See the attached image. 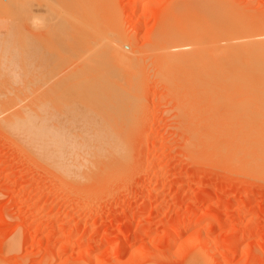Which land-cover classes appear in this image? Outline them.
<instances>
[{
    "label": "rangeland",
    "instance_id": "1",
    "mask_svg": "<svg viewBox=\"0 0 264 264\" xmlns=\"http://www.w3.org/2000/svg\"><path fill=\"white\" fill-rule=\"evenodd\" d=\"M32 1L30 6V1L22 0L24 2L22 5L24 6L20 7L19 11L21 12L18 11V15L15 13L16 16H19L24 11V15L28 13L29 16L35 17L33 21L30 20L31 18L29 19L30 23H28L24 15L23 17L25 19L20 14L22 19H19L18 22L16 17L15 21L12 19L13 17L8 18L11 17V14L6 15L4 12L0 13V42L3 40L0 43V64H2L0 65V67L2 66V69L0 68L2 70L0 82L4 84L6 80H15L16 77L23 81L25 78L22 77L28 76L29 74L30 81L28 84L30 89L32 88L30 93L33 96H30L29 93V95L27 94L23 97L25 103L27 101L29 102L28 104L26 103L28 108L31 106L32 109L34 101L37 103V99H39L38 105H34L33 109L37 106L38 108L36 109L43 107L41 111L46 114L45 121L49 123H47L49 126L52 125L53 127L61 126L65 128L68 125L72 127L74 124L75 126L76 124L80 126L79 123L82 124L84 119H86L84 120L85 123L95 118L93 123L91 121L89 122L90 124H85L87 127L100 131L102 137H100L101 139L99 138V141H104L105 143L102 147L99 142L96 143L97 141L93 140L90 142V144H94H91V148L98 147L95 151L96 153L100 152L97 153L100 156L95 157L96 162L94 161V163L87 166V172H92V174L89 173L88 175L87 172H84L83 177L72 178L66 176L60 170L58 171L52 164L49 165V162L48 164L47 161H43L34 152L32 153L10 129L0 123V264H191V261H193L192 264H196L195 262L198 264V261L200 263L202 261L201 264H264V170L254 165L256 170L252 166V163L249 164L251 162L250 159H241L244 154L237 153V148H235L236 150L234 149L235 151L232 149L230 152L228 149L224 151L219 149L221 146L225 147L227 145H223V143H230L229 139L231 141L232 137L225 132L226 130L224 128L223 131L219 129L225 125L220 120L217 121L214 117L213 111L215 108H212L211 103L214 98L208 95L209 91L200 83L203 79H208L210 76L218 77L221 73L216 75V73H207L206 70L205 72V68L203 67H208L206 65L208 63L206 61L207 59L201 58L202 51L197 49L200 47L197 46L196 48V43L192 46L187 45L189 40L185 37L184 40L187 42L176 40V42L171 41V45L167 42V39L163 40L162 37L157 41L159 35L165 29L171 31L173 27L172 33L180 31H175V23H179V26L176 25L177 27H180L181 23L183 25L185 23L184 27L182 29L180 27V29L181 31L183 30V33L187 30L185 32L186 34L188 30H191V32H202V28L209 27L210 23H219L221 26L222 23L220 22H223L225 25V22L232 17H235L238 23L243 18L245 20L248 17V20H242V23L250 20L251 27H245L246 25H244L245 28L242 32L254 33V29L257 31L264 29V0H108L111 5L109 8H112V12L110 11L112 14L109 12V16H106L108 15L106 13L108 12L106 10L108 8H104L107 7L106 3L108 4V1L96 0L97 6L94 5L96 11V16H93L94 21L91 20L92 16H88L89 14L86 16V18H89L87 21H93L91 24L94 22H101L102 24L103 19H107L105 23L108 26L105 23L102 25L107 26V28L110 26L111 31L115 28L113 30L115 34L114 32L113 34L108 32V35L105 31L107 33L106 37L110 36V34L119 36L120 43L124 44L129 53L132 52L131 55L133 54V57L131 56L133 59L130 57V62L132 60L133 63H131L135 66H131L130 64V68L128 69L133 73L131 76L135 73L137 74L132 77L136 85L133 82L129 84L126 79L119 80L122 81L121 84L129 85L127 86L128 89L123 85L121 86L123 90L125 88V94H123L124 92L120 85L118 91H114L108 88L104 89L103 83L94 85L91 83V80L87 83V78H85L86 81L84 78H80L78 81L77 78L72 77L75 75H71L77 67L67 71L68 74L71 72L69 74L70 77H67L69 79L72 77L70 79L71 81L68 80L67 82L63 76L66 74L65 70L74 65L79 66L80 63L77 65L78 62L76 59L72 60L71 57L74 59L75 56L69 57L67 49H61V47L63 49L65 48L57 39V41L53 40L56 37L53 38L51 35L48 40L47 37L51 33L48 34L44 29L51 22L54 21L53 23H56L53 19L56 18L57 20V17L52 15L54 11L45 10L44 8L47 7L42 6L40 0H35L37 1L35 2L36 4ZM97 1H102V5L106 6L103 7ZM201 1L216 2L219 5L221 3L223 7L227 4L228 6H225V10L228 7L232 11L233 8L236 9L234 13L237 11L236 13L239 14H203V11H205L203 7L205 6L199 5L198 9L197 4H195L197 11L200 13V8H202L201 10L204 9L201 14H196V12L195 14H191L193 11L190 12L187 9L185 12L188 11V13L185 15L183 10L181 14H184V17H181L180 11L178 10H182V6L186 8V4L188 3L187 5H191L190 8L188 7L189 10L192 7L195 10L196 8L193 4ZM179 3L182 6H179ZM212 3L209 4L211 5ZM177 4L180 9H178ZM29 6L32 10L30 13L27 10V7L30 10ZM41 6L44 9L43 11L40 8ZM173 7L174 9L177 7V10H174ZM102 11L106 13H104V17L102 16L103 14L101 15ZM166 12H169V14ZM98 13H100L99 16ZM33 14L34 16H32ZM36 14L39 15V18ZM77 15L73 17L76 18ZM42 16L45 18L44 20H42ZM100 16L103 18L101 19L102 21H99ZM109 17L113 19L111 20ZM69 18H72V16H69ZM222 18L225 19L222 20ZM45 20L50 21L49 24ZM16 21L17 23L13 24ZM234 21V19L229 20L226 24L237 23ZM12 24L17 25V28L13 29L15 33L13 30L11 31ZM30 24H32V27ZM66 24L72 27L73 30L74 25ZM239 24L241 25V23ZM96 26L97 24L94 26V30L96 29L98 32L99 29L102 31L105 28L104 26H102L103 28H95ZM42 27L47 34L45 39L48 41H45V39L42 41H45L47 46L49 44L47 49L48 55L51 51H49V47L54 45H50V43L54 41L55 45L57 43L55 50L59 51L61 49L63 52L60 51V53L62 52L61 54L64 53L66 56L68 55L67 57L71 58V62H67L68 65L65 64L66 66L64 67V64L58 60L59 56L62 55H59L60 53L57 52L59 56L56 54V57H54L57 59L55 61L51 59L57 65V69H55L56 65L51 60L49 61L50 57L48 56H46L48 58H46L47 61L45 60L47 64L43 63L46 54L42 55L41 52L46 49L41 50V52L36 51L38 47L41 48V45H43L40 40L41 45L36 47L35 51L40 52L44 56L43 60H37L40 59V54H37L35 51H33L34 53L32 55L35 56H33L36 59L35 61H40L46 66L41 64L43 65L42 68L38 67V69L36 68L38 66L36 64L35 66H30L27 65L28 63H24L26 67L23 64L22 67L27 68L25 73V69L22 70L20 66L22 62L17 64L20 61L17 58H20L22 55L21 59L23 60L25 55L28 56L29 53H25V50L28 51L33 45L32 43L36 42L40 44L34 38L37 34H41V37L45 35L41 29ZM91 29L93 30V27ZM16 31H18L17 35ZM21 31L24 32L21 34ZM164 33L167 34V32ZM14 34L16 37L20 35L18 40L21 39L22 41L19 42H22V44L26 42L27 36L29 38L34 37V40L30 38L31 44L28 43L30 40H27L29 44L27 45H31L30 48L28 49L27 45V48H25L23 46L25 43L23 45L18 43L17 38H14ZM165 34L163 35L166 36ZM10 35L13 38H9ZM4 36L8 37L6 38ZM106 37L103 36L105 38L103 44L107 40ZM37 38H39L38 35ZM50 38H53L51 39L52 41ZM10 40L15 41L14 43L18 47L12 45V41ZM9 41L10 44L8 43ZM155 41H166L168 43H158L159 45L161 44L163 51L166 49L169 51L172 48L174 50H171L172 52L180 54L182 50L186 51L189 49L188 53L190 54L187 52L184 53L183 51V54L176 56L175 61V54L169 51L167 52L169 53L167 56L165 52L166 55L164 56L172 58L168 60L167 57L163 58V56H159L161 54L157 51L160 48H156L159 45ZM165 44L169 45L170 48H167ZM173 44H180L182 46L178 47L177 45V47H173ZM10 45L13 51H10L12 49ZM46 47L44 45L43 48ZM16 48L19 49L14 52ZM22 48H25L23 49L24 56V53L20 55ZM190 48L192 49L191 51ZM53 49L52 51L54 53ZM176 49L178 51H175ZM64 51H67L66 53L68 54H65ZM179 51L180 53H177ZM17 52L19 56L16 54ZM5 54L7 55L5 56ZM14 54L18 57L16 58ZM155 54H159L158 57ZM170 54H172V57ZM30 56L24 60L26 62L31 61L32 64L35 61L32 62L33 58L31 60ZM63 57H60V60ZM27 58L30 60L27 61ZM58 61L59 64L56 63ZM238 61L239 59L229 60L225 65L234 68L233 66H236L237 63L240 64ZM11 64H14L15 68ZM60 65H63V67L61 68ZM7 67L8 69H6ZM28 67L32 69V72ZM41 69L42 71H40ZM43 69L44 73L41 74L45 75H41L40 77V72H43ZM7 70L11 73H8ZM5 71L6 73H4ZM21 71L24 73H21ZM63 71L65 74L62 75ZM61 76L63 77L62 79H60ZM131 76L128 78H131ZM221 76L225 75L222 74ZM43 79L48 80L44 81ZM63 80L66 83H71V85L66 84ZM128 80L132 81L131 79ZM172 80L178 81L177 84ZM37 81L38 84L40 83L39 85ZM123 81H126V83H123ZM136 81L138 82L136 83ZM7 82L5 83L6 85H8ZM59 82L61 83L59 84ZM82 83L85 84L82 85ZM21 84L23 86L22 82L18 85ZM55 84H58L59 87L55 86ZM132 84H134V87L131 86ZM81 85L82 87H80ZM17 87L15 86V89ZM41 88L44 90L47 89L46 92L44 91V93ZM76 89L81 90L78 91V95ZM15 91L19 92L20 87L19 90H14L13 92ZM48 91H50L49 94ZM2 92L6 97L9 96L11 98L13 96L9 90L8 92ZM18 92H15L16 100H20V98H17ZM90 92L91 94L93 93L92 96ZM7 93L9 94L7 95ZM64 93H66V96ZM43 94H48L47 101H45L46 95L44 99ZM53 95L55 100L52 99ZM28 97H31V99L29 98L32 101L31 104L30 100H27ZM32 97H36L37 99L35 98L34 100ZM59 98L62 102H57L60 100ZM15 99L12 98L11 100L13 101ZM40 99H44V102L41 104ZM128 99L129 103L127 102V106L126 101ZM45 102L48 103L44 104ZM68 105L73 108H69ZM4 106L2 105L3 108H7ZM117 106L119 107L117 108ZM2 107L0 106V108ZM45 107L46 109L43 110ZM83 107L88 112H84ZM49 108L50 110H48ZM94 108L100 113L98 116H96L98 112L94 111ZM61 109L65 111L62 112ZM79 110L81 111L79 112ZM81 113L83 114L81 115ZM101 113L103 115L106 114V116L103 117ZM212 114L213 116H211ZM75 117H80V119L78 118L79 121L75 120V122L73 120ZM98 119H101V121H98ZM65 122L67 123L65 124ZM109 122L110 124H108ZM85 124L82 126H85ZM105 124L106 126H103ZM218 129L219 132H217ZM203 130L206 131L203 132ZM221 131L222 133H220ZM208 134L211 135L210 138L212 137V140L213 137L217 136L216 143L221 142L222 145L219 144L218 146L215 141H208ZM105 137L107 138L105 139ZM190 138L192 141L189 140ZM111 139L116 141V143L113 141L112 146L109 147L107 144L112 141ZM122 147L124 150H122ZM101 149L106 151V154ZM108 157L110 159L112 158L113 161ZM116 157H120V159L117 158L116 160ZM97 158L98 160L100 159L101 163L103 162L102 165L97 161ZM106 158L109 163L105 161ZM113 162L116 164L114 165ZM105 164L110 166L104 167ZM111 165H117L118 167L116 166L114 168ZM90 166L96 168L91 170ZM97 168H99L98 171L94 172ZM259 174L263 177L261 175L259 176ZM195 259L198 261H195Z\"/></svg>",
    "mask_w": 264,
    "mask_h": 264
},
{
    "label": "bare ground",
    "instance_id": "2",
    "mask_svg": "<svg viewBox=\"0 0 264 264\" xmlns=\"http://www.w3.org/2000/svg\"><path fill=\"white\" fill-rule=\"evenodd\" d=\"M23 1H25V0H23ZM27 1H30V6H31V1L32 0H27ZM41 1V5L43 6H45V7H47V8H44L45 10H50V11H54V13L52 14L53 16H56L57 17V20H56V18L55 19H53V20H55V22L56 23H53V22H51L50 24H49V22L50 21H47V20H45V22L47 21L48 22V24L49 25H46L45 26V31H47V33L49 34V33H51L47 38H48V40H49V37H51V35H52V37L53 38H55V39H53V38H50V40L51 39H53L54 41L57 39L58 40V42L59 43H61L63 46H64V48L65 49H63L62 47H61V49L62 50H68V53H69V57H71V56H75V58L73 59V57H71L72 58V60H75L76 59V61L78 62L77 63V65L79 64V66H72V67H68L69 69H67V70H65L66 72V74L64 73V71H63V73H62V75L63 74H65V75H63L64 76V79L65 80H67V82H68V80L69 81H71L70 79L73 77V78H77V80L79 81L80 80V78L82 79V78H87L88 80L86 81V79H85V81L88 83V81L89 80H91V83H93L94 85H97L98 83H103L104 84V89L105 88H108V89H112V90H114V91H118V89H119V85H120V87L123 85V84H121V82L122 81H119V80H124V79H126L128 82H129V84H130V82L132 83L133 82V76L136 74H134V75H132L131 76V74H133V73H131L132 71L131 70H129L128 68H130V64H131V66H135V65H132V63H133V61L131 60V62H130V57L133 55H131V53H129L128 52V50H126L127 48H125V46H124V44H121L120 43V39H119V36H116V35H112L113 34V30L115 29V28H113L112 29V31H111V29H110V26H109V28H107V24L105 23V20H107V19H103L101 16H100V20L99 21H102L101 19H103L104 21H102V24L103 23H105V25H107V26H104V25H102L101 24V22H99V23H95V25L97 24V26L95 27V28H100V27H102V26H104L105 28L104 29H106V30H104V29H102V31H100L101 29H99V32L98 31H96V29L94 30V23L93 24H91L93 21H94V17L96 16V11H95V7H94V5H96V0H40ZM88 1V2H87ZM93 1H94V3H93ZM108 1V0H107ZM110 1V0H109ZM109 1H108V4L106 3V5H107V7H104V6H106V5H102V1H97V3L99 2V3H101V5L106 9V8H108V9H110V10H108V9H106L108 12H106L107 14L111 11V7L109 8V6H111L110 4H109ZM33 3H35V2H37V1H35V0H33L32 1ZM207 2V3H206ZM24 2H22V0H0V13L1 12H4V14H8V15H10L11 17H8V18H12V19H14V21H15V17H16V20H18V22H19V19H22L21 17H20V14H19V16H16V15H18L17 14V12L19 11V9H20V7H22V6H24V5H22ZM184 3V2H183ZM204 3V4H203ZM206 3V4H205ZM209 3H212V2H210V1H201V2H197V3H191V4H193L194 5V7L196 8V6H198L197 8L199 9V5H202V6H205V7H203L204 9H205V11H203V10H201L202 8H200V11H201V13H202V11H203V14H236V15H238L236 12L234 13V10H236V9H233L232 8V11L231 10H229L228 9V7H227V10H225L226 9V7L225 6H228L227 4L225 5V4H223V5H225L224 7L222 6V4L220 3V5H219V3H216V2H213L212 4H213V6H212V4L210 5ZM214 3H216L215 5H214ZM27 4H29V3H27ZM26 4V5H27ZM36 4V3H35ZM34 4V5H35ZM180 4V3H179ZM188 4V3H187ZM186 4V8H183V6L180 4L179 6H182V10H178V11H180L179 13H180V15H181V17L184 15V14H181L182 12H183V10H184V13H185V15L188 13V11H193V12H191V14H195V12H196V14L198 13V14H201L199 11H197V8L195 9V10H193V7L189 10V8L191 7V5L189 6V5H187ZM195 4H197L196 6H195ZM208 4V5H207ZM33 5V4H32ZM99 5V4H98ZM100 5V6H101ZM29 6V7H30ZM42 6L40 7L41 8V10L43 11L44 9H42ZM97 6V5H96ZM177 6H178V4H177ZM178 6V9H180V7ZM185 6V5H184ZM99 7V6H98ZM189 7V8H188ZM201 7V6H200ZM240 7V6H239ZM242 7V6H241ZM244 7V6H243ZM24 8H26V7H24ZM101 8V7H100ZM177 8V7H176ZM174 9V7H173V9L174 10H177V9ZM225 8V9H224ZM230 8V7H229ZM238 8V7H237ZM72 9V10H71ZM188 9V11L187 12H185V10H187ZM231 9V8H230ZM22 10V9H21ZM27 10L29 11V13H30V11H32L31 10V7H30V10H29V8L27 7ZM40 10V9H39ZM74 10V11H73ZM105 10V11H106ZM23 11V10H22ZM34 11V10H33ZM105 11H104V13H105ZM172 11V10H171ZM171 11H169V12H171ZM177 11V12H178ZM229 11V12H228ZM243 11V10H242ZM19 12H21V11H19ZM18 12V13H19ZM35 12V11H34ZM38 12V11H37ZM101 12V11H100ZM112 12V11H111ZM110 12V13H111ZM169 12L167 13V14H169ZM239 12V11H238ZM15 13H16V15H15ZM32 13V12H31ZM95 13V14H94ZM104 13H103V11H102V13H101V15L104 17ZM105 13V14H106ZM172 13V12H171ZM175 13V12H174ZM173 13V14H174ZM242 13H244V12H242ZM14 14V15H13ZM35 14V13H34ZM34 14L32 15V16H34ZM39 14V13H38ZM43 14V13H42ZM49 14V13H48ZM51 14V13H50ZM55 14V15H54ZM57 14V15H56ZM65 14H67V15H65ZM72 14H74V15H72ZM78 14V15H77ZM79 14H81V15H79ZM89 14V15H88ZM93 14V15H92ZM99 14L100 13H98V16H99ZM112 14V13H111ZM164 14V13H163ZM190 14V13H189ZM23 15H24V11H23V13L21 14V16L23 17ZM37 15V14H36ZM35 15V16H36ZM46 15V14H45ZM72 16V18H69V16ZM77 15V17L76 18H74L73 16H76ZM89 16V17H91V20H93L92 22H91V20L90 21H87V19H89V18H86V16ZM176 15V14H175ZM179 15V16H180ZM26 16V19H27V21H28V23H30V21H29V19L30 20H32L33 21V19L35 18H33V17H31V16H29L28 15V13L27 14H25L24 15V17ZM38 16V18H39V15H37ZM44 16V15H43ZM43 16H42V18H43ZM80 17V19H78L79 17ZM94 16V17H93ZM106 16H109V14L108 15H106ZM17 17H19L18 19H17ZM23 17V19H25ZM44 17H46V16H44ZM51 17V16H50ZM184 17V16H183ZM187 17V16H186ZM185 17V18H186ZM238 17V16H237ZM46 18H49V17H46ZM76 19V20H79V21H76V20H74V19ZM110 18V17H109ZM168 18V17H167ZM233 18V17H232ZM232 18H230L229 20H235L234 22H237V23H232V24H230L231 23V21H230V23L229 24H226L228 21H226L225 22V25H224V23L223 22H220V23H222V25L220 26V24L219 23H210L209 24V27H206V28H202L203 30H202V32L201 31H196V32H191V30H188V32L185 34V32L187 31V30H185V28H184V30H185V32L183 33L182 31H181V29H182V27H184V25H185V23H184V25H183V23H181L180 24V27H181V29H180V27H177L176 25H178L179 26V23H175V27H176V29H175V31H177V30H180V31H177V32H174V33H172L171 31H172V29H173V27H172V29H171V31L170 30H164L163 31V33H161L162 35L163 34H165L164 32H167V34H165L166 36H168V37H166V36H162L161 34L159 35V37H158V39H157V41L158 40H160V37H162V39L164 40V39H167V42L171 45V41H175L176 42V40H178V41H185L184 40V37L187 39V40H189L188 42L187 41H185V42H187V45H190V46H192V45H194V43H196L197 45H196V48H197V46L198 47H200V48H197V49H199L200 51H202L201 52V58H206L207 60L206 61H208V63L206 64V65H208V67H203V68H205L204 69V71L206 70L207 71V73H210V74H214V73H216V75L218 74V73H221V75L222 74H224L225 76H221V75H219L218 77H216V76H214V77H212V76H210V77H208V79H203L202 80V82H200V83H202V85H203V87L204 88H206V90H208L209 92V96H211V97H213L214 99H212L213 101H211V103H212V108L214 109L215 108V110L213 111L214 112V117L217 119V121L218 120H220L221 122H223V124L225 125H223L224 127H222V128H219V129H221L222 131H223V128L226 130L225 132H227V134L230 136V137H232V140L230 141V139H229V142L230 143H223V145H225V144H227L225 147H223V146H221L219 149L220 150H225V149H228V151L230 152L232 149L234 150L235 148H237V153H241V154H244L243 155V157H241V159H245V158H247V159H250V163L249 164H253L252 166H256V167H259V168H262L263 170H264V29H260V30H256V29H254L255 30V32L254 33H243L242 31H243V29L245 28V27H247V26H250V24L251 23H249L250 22V20L249 21H246V22H243L242 23V20H244V18L242 19V20H240V22L239 23H241V25L238 23V21H237V19L234 17L233 19ZM250 18V17H249ZM45 18H43L42 20H44ZM51 19V20H52ZM85 19V20H84ZM111 19V18H110ZM113 19V18H112ZM111 19V20H112ZM187 19V18H186ZM225 18H222V20H224ZM248 20V17L247 18H245V20ZM7 20V19H6ZM41 20V19H40ZM42 20H41V22H42ZM50 20V19H49ZM221 20V21H222ZM244 20V21H245ZM21 21H23V20H21ZM25 21V20H24ZM26 21V22H27ZM36 21V20H35ZM220 21V20H219ZM218 21V22H219ZM25 22V23H26ZM112 22H114V21H112ZM112 22H111V24H112ZM233 22V21H232ZM251 22H252V20H251ZM12 23V22H11ZM17 23V21L16 22H13V24H16ZM21 23V22H20ZM66 23H68V24H70L71 26L72 25H74L73 26V30H72V27H70L69 25H67ZM91 25H93V26H91ZM110 23V22H109ZM249 23V24H248ZM11 25V31L13 30V29H15V28H17L15 25ZM19 24V23H18ZM34 24H36V23H34ZM39 24H40V21H39ZM31 25V27H32V24H30ZM41 25V24H40ZM75 25H77V26H75ZM88 25H90L91 26V28L93 27V30L91 29V28H89L90 26H88ZM101 25V26H100ZM227 25V26H226ZM229 25V26H228ZM244 25H246L245 27H244ZM264 25V24H263ZM12 26H15V27H12ZM29 26V25H28ZM67 26H69L70 27V29H69V27H67ZM111 26H113V25H111ZM116 27V26H115ZM121 27V26H120ZM241 27H242V29H241ZM251 27V26H250ZM103 28V27H102ZM253 28V27H252ZM18 29H19V27H18ZM42 29V31H44L43 30V27L41 28ZM110 29V30H109ZM216 29H218V30H216ZM17 30V29H16ZM34 30V29H33ZM104 30V31H103ZM20 31V30H19ZM25 31V30H24ZM23 31V32H24ZM44 31V33L43 34H45L44 36H40L39 34H37L38 36H39V38H37V35L35 36V38L34 37H30L31 39H36L35 41H38V43H40V40H41V42L43 43V45H41V43L40 44H37L36 42L35 43H32L33 45L31 46V48H32V51H31V48H30V46H28L29 44H31V39L29 38V36H27L26 37V42H24L23 44H22V42L20 43L19 41H22L21 39L20 40H18L19 39V36L20 35H18V37H16V35H17V33H18V31H16V35L14 36V38L16 37L17 38V42L18 43H20V44H22L23 46H25V48H27L26 47V45L28 46V49L31 51H26L25 50V53H29V55H31L30 57V59L32 60V58H33V56L34 55H32L34 52L33 51H35L36 50V47H38L39 45H41V48H37V50L36 51H40L41 52V50H44V49H46V50H44V51H42L41 53H42V55H45V58H44V62L43 63H45L47 60H46V56H48V57H50L49 58V61L52 59V60H56L54 57H56V54H57V56H59V55H62V56H59V61L61 62V63H63L64 64V67L66 66V65H68V63L67 62H71V58H69V57H67L66 55H64V53L63 54H61L63 51L61 50V49H59V51L58 50H55V46L57 45V43H56V45H55V42L53 43V42H48V43H50V45L51 44H54L53 46H50L51 47V49H50V47H49V51H50V56L48 55V46H49V44H48V46L46 45L47 43L45 42V41H48L47 39H45V37L47 36V34H46V32ZM96 31V32H95ZM108 33H112V34H110V36H108L109 35V33H108V37H106V32ZM13 32L15 33V31L13 30ZM12 32V33H13ZM22 31H21V34L23 33ZM101 32V33H100ZM103 32V33H102ZM104 32H105V34H104ZM116 32H117V30H116ZM171 32V33H170ZM253 32V31H252ZM2 34H3V32H1ZM170 33V34H169ZM199 33V34H198ZM201 33V34H200ZM203 33V34H202ZM30 34V33H29ZM28 34V35H29ZM42 34V35H43ZM103 35L104 37H106V42L103 44V41L105 40V38H103V36H101V35ZM114 34H115V32H114ZM117 34H118V32H117ZM169 34V35H168ZM197 34V35H196ZM1 35V34H0ZM4 35V34H3ZM7 35V34H6ZM26 35V34H25ZM120 35V34H119ZM194 35H196L195 37H194ZM22 36H24V35H22ZM3 37V36H2ZM4 37H6V36H4ZM8 37V36H7ZM6 37V38H7ZM12 36L10 35L9 36V38H11ZM110 37V38H109ZM164 37V38H163ZM166 37V38H165ZM13 38V37H12ZM20 38H22V37H20ZM25 38V37H24ZM24 38H23V40H24ZM121 38V37H120ZM3 39H5V38H3ZM30 41H29V40ZM33 39V40H34ZM43 39H45V41L43 42L42 40ZM5 40H7V39H5ZM13 40V39H12ZM12 40H10V41H12ZM27 40L29 41L28 43H27ZM32 40V42H34ZM56 40V41H57ZM122 40H124V39H122ZM10 41L8 42L9 44H10ZM52 41V40H51ZM125 41V40H124ZM157 41H155L156 42V44H158V43H163L164 44V42H166V41H164V42H162V41H160V42H157ZM170 41V42H169ZM182 41V42H183ZM2 42H3V40H2ZM2 42H0V43H2ZM13 42V41H12ZM11 42V44L12 45H16L17 47H18V45L16 44V43H12ZM123 42V41H122ZM166 42V43H167ZM5 43H7V42H5ZM45 43V44H44ZM124 43V42H123ZM167 43V44H168ZM189 43V44H188ZM19 44V45H20ZM34 44H36V45H34ZM162 44V45H163ZM181 44V43H180ZM180 44H177L178 45V47L179 46H182V45H180ZM183 44V43H182ZM3 45V44H2ZM7 45V44H6ZM44 45H45V47L46 48H43L44 47ZM159 45V44H158ZM166 45V44H165ZM174 45V46H173ZM172 46L173 47H177V45L176 44H173ZM186 45V46H187ZM21 46V45H20ZM22 46V47H23ZM167 46V48H170V46L169 45H166ZM169 46V47H168ZM183 46H185V45H183ZM3 47H4V45H3ZM10 47H11V45H10ZM10 47H8V48H10ZM34 47V48H33ZM164 47V46H163ZM12 48V47H11ZM19 48H21V47H19ZM18 48V49H19ZM25 48H22V53H20V55L21 54H23L24 53V50L23 49H25ZM43 48V49H42ZM52 48H54L53 50H54V53H53V51H52ZM156 48H160V49H158V53H160L161 55H159V56H163V58L165 57H167L168 56V54L169 53H167V52H169V51H171V50H173L172 48L169 50V51H167V49L165 50V51H163V48H162V46H161V44L159 45V46H157ZM162 48V49H161ZM166 48V47H165ZM164 48V49H165ZM17 48L16 49H14V52H16L15 50H18ZM175 49V48H174ZM185 49V48H184ZM8 50V49H7ZM13 51V48L12 49H10V51ZM159 50H160V52H159ZM178 50H179V48H178ZM177 49L175 50V51H178ZM181 50V49H180ZM192 49L190 48V51H191ZM9 51V50H8ZM35 51V52H36ZM60 51H62L61 53H60ZM129 51H130V49H129ZM163 51V52H162ZM174 51V50H173ZM183 51L184 50H182V53H180V51L179 52H177V53H180V54H183ZM188 51H189V49L188 50H186V51H184V53H188ZM13 52V53H14ZM18 52H20V51H18ZM16 53L18 56H19V53ZM40 52H36L37 54H40ZM44 52V53H43ZM46 52V53H45ZM56 52V53H55ZM57 52H59V53H57ZM65 52V54H68V53H66L67 51H64ZM167 53V56H164V55H166V53ZM4 53V52H3ZM11 53V52H10ZM25 53L23 54V56L25 55ZM31 53V54H30ZM165 53V54H164ZM170 53H172V54H175L176 52H170ZM37 54H36V56H37ZM52 54H53V56H52ZM59 54V55H58ZM172 54H170L171 55V57H172ZM180 54H175V61H176V56L178 55H180ZM188 54H190V53H188ZM7 54H5V56H6ZM9 55V54H8ZM28 55V54H27ZM29 55L28 56H24V59L26 58V57H29ZM41 54H40V59H37V60H43V57L44 56H42ZM55 55V56H54ZM63 55H64V57H63ZM156 55V57H158V55L157 54H155ZM169 55V56H170ZM202 55H204V57H202ZM14 56H15V54H14ZM17 56V57H18ZM22 56V55H21ZM21 56H20V58L18 57H16L18 60H20V61H18L17 62V64H19L20 62H22V63H20L21 65V68H22V70L23 69H25L24 70V72L26 73V71H27V68H23L22 67V64L24 65V63H28L27 65H30V66H32V65H34L35 66V64L36 65H38L36 68H38V67H40V68H42V66L44 65V66H46L45 64H47V63H45V64H43V63H41L40 61H35L36 59L35 58H33V60H32V62L33 61H35V62H33L32 64H31V61L30 62H26L24 59V61L21 59ZM41 56H42V58H41ZM174 56V55H173ZM4 57V56H3ZM15 57H13L14 59H16ZM35 57V56H34ZM60 57L62 58L63 57V59H61L60 60ZM67 57V58H66ZM133 57V56H132ZM131 57V59H133ZM65 58H66V60H65ZM69 58V60H67ZM168 58V60H170V59H172V58H170V57H167ZM170 58V59H169ZM5 59H6V57H5ZM16 59V60H17ZM30 59H28L27 58V61L28 60H30ZM48 59V58H47ZM233 59H236V60H238L239 59V63L240 64H238L237 63V65L236 66H233L234 68H230V66H228V65H225L227 62H229V60H233ZM22 60V61H21ZM46 60V61H45ZM51 60V61H52ZM203 60V59H202ZM240 60H241V62H240ZM48 61V62H49ZM54 61H52L53 63H54ZM59 61L58 62H56V63H58L59 64ZM65 61V62H64ZM204 61V60H203ZM38 62H40V63H38ZM136 62V61H135ZM30 63V64H29ZM53 63H51L52 65H53ZM10 64V63H9ZM14 64H15V62H14ZM14 64H11V65H13V67H14ZM40 64V65H39ZM41 64H43V65H41ZM49 64V63H48ZM55 64V63H54ZM66 64V65H65ZM203 64V63H202ZM0 65H2V64H0ZM56 65V64H55ZM6 66H7V62H6ZM19 66V65H18ZM25 66V65H24ZM29 66V67H30ZM48 66V65H47ZM61 66V68L63 67V65H60ZM2 67V66H1ZM0 67V68H1ZM5 67V66H4ZM26 67V66H25ZM28 67V69L31 71L32 69H30ZM52 67V66H51ZM74 67H77V68H75L74 69ZM15 68V67H14ZM45 68V67H44ZM47 68V67H46ZM53 68V67H52ZM55 68V67H54ZM58 67H57V65H56V68L55 69H57ZM132 68V67H131ZM136 68V67H135ZM2 69V68H1ZM0 69V74H1V70ZM6 69H8V67L6 68ZM34 69V68H33ZM39 69V68H38ZM50 69V68H49ZM60 69V68H59ZM70 69H74V72H69V74L71 73V75H75V76H72L70 79L68 78V77H70V75L67 73V71L68 70H70ZM5 70V69H4ZM46 70V69H45ZM61 70V69H60ZM8 71V70H7ZM16 71V70H15ZM35 71H36V69H35ZM40 71H42V69L40 70ZM54 71H56V70H54ZM135 71V70H134ZM205 71V72H206ZM23 71H21V73H22ZM23 72V73H24ZM32 72V71H31ZM39 72V71H38ZM46 72H48L47 70H46ZM53 72V71H52ZM51 72V73H52ZM4 73H6V71L4 72ZM8 73H11V72H9L8 71ZM30 73V72H29ZM35 73V72H34ZM41 73H44V69H43V72H40V77H41ZM55 73H57V72H55ZM18 74V73H17ZM20 74V73H19ZM53 74V73H52ZM228 74V75H227ZM25 75V74H24ZM27 75V74H26ZM32 75V74H31ZM35 75V74H34ZM45 75V74H44ZM44 75H42V76H44ZM60 75H61V73H60ZM137 75V74H136ZM135 75V76H136ZM4 76H5V74H4ZM7 76V75H6ZM9 76V75H8ZM67 77V79H66V77ZM129 76H131V78H128ZM10 77H12V76H10ZM27 77H29L28 79H26ZM47 77V76H46ZM53 77V76H52ZM55 77H56V75H55ZM55 77H54V79H55ZM127 77V78H126ZM207 77V76H206ZM205 77V78H206ZM22 78H25V79H23V81H21V80H19L17 77H16V79L15 80H6V81H8L7 83H8V85H6L5 83H6V81H5V83L4 84H2V82H0L1 83V85H0V93L2 92V91H5V92H8V90L11 92V94L13 95H11L12 97L10 98L9 96L8 97H6V95H3L2 93L0 94V106L2 107V105L4 106H6L7 108H0L1 110H0V123L4 126V127H6V128H8V129H10V131H12L13 132V134H15V136H17L19 139H20V141L25 145V147H27V148H29L30 149V151H32V153L34 152V154H36L37 156H39L43 161L45 160V162L47 161V163L49 164V165H53V166H55L56 168H57V170L59 171H61L62 173H64L66 176H70V177H75V178H79V177H83V175H84V172H87L88 171V165L90 164H92V163H94V161H95V157L97 156V157H99L98 155H97V153H100V152H97L96 153V149H98V147L97 148H91V144H90V142L91 141H97L96 143H100V145H102V147L104 146V141H99V138L100 137H102L101 136V133H100V131H98L97 129H92L91 127H87L86 126V124L87 123H89V122H91V123H93V120L95 121V118L93 119V117L91 118V116H90V118L91 119H93V120H91V121H87V122H85L84 123V120H86V119H84L83 120V122H82V124L81 123H79L80 124V126H78L77 124H76V126H75V124H74V126H72L73 125V123H72V127H70L69 125V128H68V126L67 127H61V126H49L47 123H46V121H45V115L46 114H44L43 113V111H41L42 110V108L43 107H41V108H39V109H36V108H38V106L35 108V109H33V106L34 105H38L37 103L39 102V99H37L36 97V99L38 100L37 101V103H36V101H34V103H33V105H32V109H31V106H29V108L27 107V104L29 103L28 101L25 103L24 101H25V99L23 98L25 95H29V93H30V91H31V89H30V87H29V81H30V76H29V74H28V76H24V77H22ZM36 78V77H35ZM49 78H50V75H49ZM63 77L61 76L60 77V79H62ZM5 79H7V78H5ZM18 79V80H17ZM33 79V78H32ZM51 79V78H50ZM53 79V80H54ZM59 79V80H60ZM128 79H131L132 81H129ZM4 80V79H3ZM40 80V79H39ZM41 80H42V78H41ZM44 80V79H43ZM48 79H45L44 81H47ZM53 80H51V81H53ZM76 80V79H75ZM135 80H136V78H135ZM1 81H2V79H1ZM18 81H19V83H23V86H22V84L21 85H18L19 83H18ZM34 81V80H33ZM50 81V82H51ZM62 81V80H61ZM64 81V80H63ZM73 81V80H72ZM77 81V82H78ZM84 81V80H83ZM84 81V82H85ZM118 81H119V83H118ZM172 81H175V80H172ZM172 81H170V82H172ZM181 81V80H180ZM179 81V82H180ZM54 82V81H53ZM65 82V81H64ZM76 82V81H75ZM127 82V83H128ZM138 81H136V83H137ZM169 82V83H170ZM176 82V84H177V82L178 81H175ZM48 83V82H47ZM46 83V84H47ZM61 82H59V84H60ZM66 83V82H65ZM123 83H126V81L124 82L123 81ZM134 84H135V82H133ZM195 83V82H194ZM30 84H31V82H30ZM37 84H38V81H37ZM40 84V83H39ZM38 84V85H39ZM48 84H50V83H48ZM47 84V85H48ZM66 84H69V85H71V83H66ZM83 84H85V83H82V85ZM134 84H132L131 86L132 87H134L133 85ZM182 84H184V83H182ZM3 85V86H2ZM4 85H6L5 87H4ZM33 85V84H32ZM35 85H36V83H35ZM62 85V84H61ZM68 85V86H69ZM82 85L80 86V87H82ZM92 85V84H91ZM99 85V84H98ZM136 85V84H135ZM8 86V87H7ZM15 86H18L16 89H15ZM51 86H52V83H51ZM55 86H58L59 87V85L58 84H55ZM64 86V85H63ZM78 86V85H77ZM86 86V85H85ZM84 86V87H85ZM103 86V85H102ZM124 87H127V86H129V85H123ZM182 86H184V85H182ZM14 87V88H13ZM19 87H20V91L18 92V91H15V92H18L19 94H17V98H20V100L18 99V100H16L15 98H16V96H15V92H13L14 90H19ZM71 87V86H70ZM72 87H74V86H72ZM80 87H79V89H80ZM89 87V86H88ZM92 87H93V85H92ZM91 87V88H92ZM131 87V88H132ZM177 87H178V85H177ZM199 87V86H198ZM35 89H36V87H34ZM46 88H48L47 86H46ZM45 88V89H46ZM95 88H96V86H95ZM103 88V87H102ZM122 88V87H121ZM130 88V89H131ZM8 89V90H7ZM12 89H14V90H12ZM42 89V88H41ZM53 89H55V88H53ZM77 90V95H78V91H81V90ZM107 89V90H108ZM126 89H128V87L126 88ZM196 89V88H195ZM12 90V91H11ZM38 90V89H37ZM47 90V89H46ZM46 90H44V89H42V91L44 92H46ZM60 90V89H59ZM64 90V89H63ZM85 90V89H84ZM92 90V89H91ZM122 90H123V88H122ZM205 90V89H204ZM33 91V90H32ZM39 91V90H38ZM56 91V90H55ZM75 91V90H74ZM88 91V90H87ZM94 91V90H93ZM103 92H104V90H102ZM125 91V88H124V90H123V92ZM4 92V93H5ZM33 92H35V91H33ZM40 92H41V90H40ZM44 92V93H45ZM49 92L50 91H48V94H49ZM84 92V91H83ZM126 92H127V90H126ZM134 92V91H133ZM135 92H136V90H135ZM180 92H183V91H180ZM42 93V92H41ZM60 93V92H59ZM85 93H87V92H85ZM120 93H122V92H120ZM198 93V92H197ZM9 93H7V95H8ZM32 93H30V96H33V95H31ZM47 94V95H48ZM57 94V93H56ZM60 94H62V93H60ZM66 93H64V95H65ZM83 94V93H82ZM81 94V95H82ZM90 94H91V92H90ZM93 94V93H92ZM92 94H91V96H92ZM98 94V93H97ZM113 94H115V93H113ZM123 94H125V92L123 93ZM122 94V95H123ZM130 94V93H129ZM131 94H132V90H131ZM5 97H3V96ZM41 95V94H40ZM46 94H43L42 96L44 97ZM46 95V100L45 101H47L48 99V96ZM95 95H96V93H95ZM107 95V94H106ZM195 95V94H194ZM2 96V97H1ZM15 96V97H14ZM66 96V95H65ZM89 96V95H88ZM94 96V95H93ZM97 96V95H96ZM120 96V95H119ZM118 96V97H119ZM43 97H38V98H43ZM58 97V96H57ZM83 97V96H82ZM84 97H86V95H84ZM129 97V96H128ZM127 97V98H128ZM134 97V96H133ZM199 97V96H198ZM204 97V96H203ZM12 98H14L15 100H11ZM21 98H22V100H21ZM31 99V97H28L27 98V100H30ZM33 98V97H32ZM35 98H33L34 100H35ZM62 98V97H61ZM69 98V97H68ZM90 98V97H89ZM95 98V97H94ZM99 98V97H98ZM101 98V97H100ZM103 98H107V97H103ZM102 98V99H103ZM114 98V97H113ZM112 98V99H113ZM209 98V97H208ZM23 99H24V101H23ZM32 99V100H33ZM44 99H45V97H44ZM43 99V100H44ZM51 99V98H50ZM52 99H54L55 100V98H54V95H53V98ZM60 99V98H59ZM69 99H72V98H69ZM84 99V98H83ZM96 99V98H95ZM95 99H94V101H95ZM101 99V100H102ZM109 99V98H108ZM119 99H120V97H119ZM125 99V98H124ZM207 99V98H206ZM41 100V99H40ZM43 100H41V102H40V104L42 103V102H44ZM58 100V99H57ZM66 100H67V98H66ZM65 100V101H66ZM89 100V99H88ZM87 100V101H88ZM91 100V99H90ZM127 100V99H126ZM49 101H51V100H49ZM59 101H61V99L60 100H58L57 102H59ZM64 101V100H63ZM82 101V100H81ZM103 101V100H102ZM107 101V100H106ZM117 101H119V100H117ZM131 101V100H130ZM31 100H30V104H31ZM62 102V101H61ZM70 102H72V101H70ZM127 102L129 103V99H128V101H126V105H127ZM46 103H48V102H45L44 104H46ZM73 103V102H72ZM82 103V102H81ZM105 104H106V102H104ZM205 103H206V101H205ZM40 104H39V107H40ZM44 104H42V105H44ZM50 104V103H49ZM55 104V103H54ZM58 104H60V103H58ZM110 104V103H109ZM133 104V103H132ZM41 105V106H42ZM62 105V104H61ZM66 105H67V103H66ZM86 105V104H85ZM111 105V104H110ZM125 105V106H126ZM208 105V104H207ZM4 106V107H5ZM49 106H51V105H49ZM63 106V105H62ZM69 106V105H68ZM77 106V105H76ZM96 106V105H95ZM98 106V105H97ZM115 106V105H114ZM128 106V105H127ZM130 106V105H129ZM183 106V105H182ZM64 107V106H63ZM73 108L72 106H69V108ZM77 107H79V106H77ZM93 107H94V105H93ZM106 107V106H105ZM110 107V106H109ZM119 106H117V108H118ZM200 107V106H199ZM56 109H57V107H55ZM66 108V107H65ZM108 108V107H107ZM116 108V107H115ZM132 108V107H131ZM46 109V107L43 109V110H45ZM58 109H59V106H58ZM67 109V108H66ZM83 109H84V107H83ZM82 109V110H83ZM90 109V108H89ZM98 109H100V108H98ZM48 110H50V108L48 109ZM71 110V109H70ZM75 110H76V108H75ZM85 110V109H84ZM92 110V109H91ZM116 110V109H115ZM121 111H122V109H120ZM61 111H62V109H61ZM65 110L63 109V111L62 112H64ZM77 111V110H76ZM75 111V112H76ZM81 110H79V112H80ZM88 112V110L86 109L84 112ZM94 111H96V112H98L97 110H96V108H94ZM119 111V110H118ZM121 111H120V113H121ZM126 112H128L127 110H125ZM49 112V111H48ZM79 112H78V115H79ZM89 112H90V110H89ZM112 112V111H111ZM115 112H117V111H115ZM194 112V111H193ZM45 113H47V112H45ZM55 113V112H54ZM59 113H60V111H59ZM67 113V112H66ZM69 113V112H68ZM74 113V112H73ZM91 113V112H90ZM120 113H118V114H120ZM48 114V113H47ZM57 114V113H56ZM75 114H77V113H75ZM83 113H81V115H82ZM89 114V113H88ZM98 114H100L99 112L97 113V115L96 116H98ZM102 115H103V113H101ZM122 114H123V112H122ZM194 114V113H193ZM197 114H198V112H197ZM51 115V114H50ZM53 115V114H52ZM58 115V114H57ZM56 115V116H57ZM59 115H61V114H59ZM69 115H70V113H69ZM78 115H76V116H78ZM209 115V114H208ZM62 116V115H61ZM87 116V115H86ZM104 116H106V114L105 115H103V117ZM201 116V115H200ZM211 116H213V114L211 115ZM52 117V116H51ZM65 117H66V115H65ZM64 117V118H65ZM69 117H71V116H69ZM100 117H101V115H100ZM111 117V116H110ZM121 117V116H120ZM128 117H129V114H128ZM192 117H194L193 115H192ZM206 117V116H205ZM48 118V117H47ZM56 118V117H55ZM79 119H80V117H78ZM78 118H76L75 117V119H73L74 121L76 120V121H79V119ZM102 118V117H101ZM125 119V118H124ZM195 119V118H194ZM201 119V118H200ZM212 119H213V117H212ZM211 119V120H212ZM60 120V119H59ZM66 120V119H65ZM64 120V121H65ZM67 120H69V119H67ZM90 120V119H89ZM108 120H109V118H108ZM131 120V119H130ZM207 120H209L208 118H207ZM50 121V120H49ZM51 121H52V119H51ZM51 121H50V123H51ZM70 121V120H69ZM72 121V120H71ZM75 121V122H76ZM98 121H101V119H98ZM106 121V120H105ZM214 121V120H213ZM216 121V122H217ZM61 122H62V120H61ZM116 122V121H115ZM194 122V121H193ZM210 122V121H209ZM67 122H65V124H66ZM70 123V122H69ZM95 123V122H94ZM112 123V122H111ZM215 123V122H214ZM56 124V123H55ZM83 124H85V126H82ZM90 124V123H89ZM108 124H110V122L108 123ZM116 124V123H115ZM188 124V123H187ZM57 125V124H56ZM88 125V124H87ZM183 125V124H182ZM207 126H208V124H206ZM216 125V124H215ZM89 126H91V125H89ZM94 126V125H93ZM103 126H106V124L105 125H103ZM110 126V125H109ZM116 127H117V125H115ZM205 126V125H204ZM210 126V125H209ZM104 128H106V127H104ZM200 128H202V127H200ZM112 129V128H111ZM118 129H119V127H118ZM121 129V128H120ZM202 129H204V128H202ZM219 129H218V131L217 132H219ZM215 130V129H214ZM214 130H213V132H214ZM217 130V129H216ZM103 131H105V130H103ZM121 131V130H120ZM198 131V130H197ZM206 131V130H205ZM204 130H203V132H205ZM212 131V130H211ZM222 131L220 132V133H222ZM115 132V131H114ZM202 131H201V133H203ZM212 132V134H214ZM109 133V132H108ZM193 134V133H192ZM206 134H207V132H206ZM219 134V133H218ZM226 134V135H227ZM209 135V134H208ZM207 135V136H208ZM107 136H108V134H107ZM122 136V135H121ZM210 136L211 135H209L208 136V141L209 140H212V137L210 138ZM215 136V135H214ZM228 136V137H229ZM216 137L217 136H215V137H213V140L212 141H215V143H216ZM225 137V136H224ZM107 137H105V139H106ZM199 138V137H198ZM215 138V139H214ZM101 139V138H100ZM112 139H114L113 137H112ZM111 139V140H112ZM108 140V139H107ZM111 140H109V141H111ZM189 140H191V138L189 139ZM114 140H112L111 142H107L108 144L107 145H109V147L110 146H112V142H113ZM192 141V140H191ZM211 141V142H212ZM222 141V140H221ZM115 143H116V141H114ZM206 142H207V140H206ZM224 142V141H223ZM95 143V142H94ZM95 143V144H96ZM120 144V143H119ZM213 144V143H212ZM218 146H219V144H221L222 145V143L221 142H217L216 143ZM215 144V145H216ZM90 145V146H89ZM92 145H94V144H92ZM106 145V146H107ZM118 145V144H117ZM196 145V144H195ZM215 145H213V146H215ZM216 145V146H217ZM188 146H189V144H188ZM92 147H95V146H92ZM191 147V146H190ZM194 147H197V146H194ZM197 148H199V147H197ZM110 149V148H109ZM102 151H103V149H101ZM120 150V149H119ZM122 150H124L123 149V147H122ZM200 150V149H199ZM214 150V149H213ZM236 150V149H235ZM234 150V151H235ZM114 151V150H113ZM207 151H210V150H207ZM227 151V152H228ZM233 151V152H234ZM103 152H105V154H106V151H103ZM108 152V151H107ZM122 152V151H121ZM124 152V151H123ZM195 152V151H194ZM193 152V153H194ZM226 152V153H227ZM235 152V153H236ZM110 153V152H109ZM111 153H113V152H111ZM196 153H198V152H196ZM234 153V154H235ZM124 154V153H123ZM104 155V154H103ZM111 156V155H110ZM109 156V157H110ZM116 156V155H115ZM123 156V155H122ZM220 156V155H219ZM108 157V158H109ZM236 157V156H235ZM104 158V157H103ZM117 158L118 159H120V157H116V160H117ZM40 159V160H41ZM110 159V158H109ZM112 159V158H111ZM110 159V160H111ZM124 160V159H123ZM97 161L98 162H100L101 163V161H100V159L98 160V158H97ZM104 161V160H103ZM107 163H109V161H108V159L106 158V160H105ZM112 161H113V159H112ZM119 161V160H118ZM241 161V160H240ZM96 162V161H95ZM106 162H104V163H106ZM123 162V161H122ZM99 163V164H100ZM110 163H111V161H110ZM114 163V162H113ZM116 163H117V161H116ZM116 163H114V165L116 164ZM120 163V162H119ZM97 164V163H96ZM103 164V162L100 164V165H102ZM118 164V163H117ZM95 165V164H94ZM94 165H92V166H94ZM100 165H98L99 167H101ZM114 165H111L112 167H116V166H114ZM248 165V164H247ZM92 166H90L91 167V170L94 168H96V167H92ZM105 166H110V165H107V164H105L104 165V167ZM252 166H250V167H252ZM254 166V167H255ZM86 167V168H85ZM118 167V166H117ZM248 167H249V165H248ZM256 167H255V169H256ZM55 168V169H56ZM103 168V167H102ZM98 169L99 168H97V170H95L94 172H97L98 171ZM111 169V168H110ZM254 169V168H253ZM261 169V170H262ZM85 170V171H84ZM103 170V169H102ZM257 170V169H256ZM106 172V171H105ZM88 173V172H87ZM89 173H91L92 174V172H89ZM89 173H88V175H89ZM104 173V172H103ZM102 173V174H103ZM260 173V172H259ZM264 173V172H263ZM262 173V174H263ZM261 174H259V176H260ZM95 176H96V174H95ZM262 176V175H261ZM263 177V176H262ZM69 178V177H68ZM75 178H74V180H75ZM90 178V177H89ZM83 179V178H82ZM87 179V178H86ZM73 180V179H72ZM90 180V179H89ZM202 260V259H201ZM195 261H198V260H196L195 259ZM193 263V261H191V264ZM196 264H197V262H195ZM200 262L198 261V264H199ZM201 263H202V261H201ZM200 263V264H201ZM188 264V263H187Z\"/></svg>",
    "mask_w": 264,
    "mask_h": 264
}]
</instances>
